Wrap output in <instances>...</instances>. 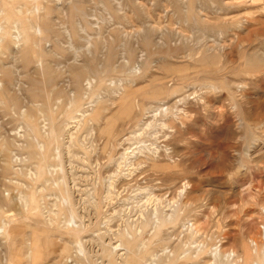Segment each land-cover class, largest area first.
<instances>
[{
	"label": "rangeland",
	"instance_id": "374dc122",
	"mask_svg": "<svg viewBox=\"0 0 264 264\" xmlns=\"http://www.w3.org/2000/svg\"><path fill=\"white\" fill-rule=\"evenodd\" d=\"M0 264H264V0H0Z\"/></svg>",
	"mask_w": 264,
	"mask_h": 264
}]
</instances>
